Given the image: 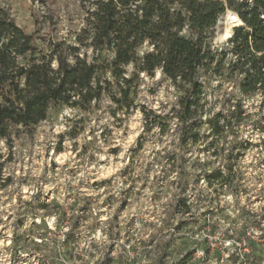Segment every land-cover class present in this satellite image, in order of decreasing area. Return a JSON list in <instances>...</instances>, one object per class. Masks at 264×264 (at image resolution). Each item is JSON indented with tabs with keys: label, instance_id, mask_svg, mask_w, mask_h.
Returning <instances> with one entry per match:
<instances>
[{
	"label": "rangeland",
	"instance_id": "374dc122",
	"mask_svg": "<svg viewBox=\"0 0 264 264\" xmlns=\"http://www.w3.org/2000/svg\"><path fill=\"white\" fill-rule=\"evenodd\" d=\"M200 1L203 12L209 13L220 8L212 0ZM235 1L242 2L243 0ZM0 8L4 9L26 33L38 32L40 38L48 39L51 37L55 40H66L68 44H75V35L83 27L85 18V12L82 10L79 0H0ZM230 13L234 14V18H228ZM226 20L229 23L235 22V13L229 11ZM227 38L228 36H223L220 39L221 42L216 44L213 42L214 47L219 50L233 48L235 42L232 40L225 42ZM39 44L41 43L39 42ZM142 48L144 53L148 51V46ZM110 56L108 53L105 58ZM125 69L127 71V68ZM135 72L136 68L133 65V73ZM227 76L228 73H225L223 77L209 75L202 79L204 94L196 117L202 122L199 125V141L197 143L188 141L186 144H182L180 142L181 125L179 124L176 130L172 132V135L179 133V143L177 144L175 140L171 141L172 150L165 148L150 149L147 153L148 156L155 158L148 160L141 175L137 176L135 181L129 183L127 188L121 189L119 203L111 221L118 222L117 228L123 227L125 229L123 233L124 243L131 247L130 249L123 248L122 252L115 254L117 253V245L115 243L109 244L103 260L97 261L96 264H141L142 259L147 264H264V115L261 114L264 113V96L261 93L254 96L242 94L239 85L242 76L231 78ZM149 79H155V77H149ZM136 82L137 89L133 101L138 106L137 110L141 113L139 108L145 106L155 116H161L168 124L164 132L161 131L159 125H154L150 130H147L142 115L144 132L154 134L158 131L159 143L164 144L163 137L171 131L170 122L177 120L179 108L176 105L182 93L175 89L174 94L177 97L175 102L165 103L164 100L157 101L154 99L151 103H158L159 107L149 108L148 97H156L163 90L165 98H167L171 89L166 86V81L162 80L161 76L155 84L146 89L142 88L141 84L147 85L148 81L144 80L142 76H139ZM225 85L229 86L230 91L225 88ZM145 90L148 95L141 97V92ZM211 97H216V99L213 100ZM140 99L145 102L137 103V100ZM256 99H259V103H252ZM250 103L253 108L252 112H249ZM217 105L220 106V110L216 111L214 115L211 114ZM237 105H241L242 109L236 108ZM63 107L53 108L47 120L54 117L59 121ZM96 109H100L99 103ZM79 110L90 111V109L87 111ZM117 112H124L125 117L134 114V110L126 113L117 110V107L113 108L112 105H108L96 116V124L99 127L94 125L88 131V136L93 139L87 144L80 145L81 155L88 152L89 144L95 141L94 132H100L101 139L112 134V129L106 124H100V121L106 116L116 118ZM65 119L72 120L73 117H65ZM218 119L222 126V132L219 136H213L209 122ZM90 122V117L81 116L70 133L56 132L59 142L54 153L56 159L52 163L53 171L57 168H66L69 163L66 159L61 164L59 159L61 156L67 155L64 149L65 137L70 136L75 139L85 131ZM202 128L205 129L204 132L200 131ZM238 128L243 129V134L236 131ZM37 131L38 128L32 133H26L30 139L34 140ZM21 132H15L17 139H20ZM144 132L136 137L138 143L142 140L148 143ZM229 135L233 137L231 144H228L227 140ZM221 139L225 140L227 147H218ZM202 142L207 143L200 147ZM8 146V162H11L15 159L13 141H8ZM21 147H24L23 142ZM143 148L144 144L141 143L140 149L143 150ZM76 150L77 144H73V154ZM109 151L115 156L118 149L111 148ZM129 151L132 152L134 149L130 148ZM208 153L217 159L204 161L199 159L200 156ZM52 155V146L49 141L43 158L47 161ZM194 157L195 159H193ZM79 158V156L76 157V159ZM90 160L94 162L95 157H90ZM0 161H3L2 152H0ZM28 163H31V160ZM100 163L101 166H104L106 161ZM134 163H136L134 159L129 160V167L121 168L102 179H93L91 189L104 188V191L97 192V196L86 195L81 197L84 202L80 205L79 212H89L97 197H103V202L100 204L102 211L95 215H105L109 205L114 201V197L108 195V187L118 176L122 182L127 183L124 181V177L129 175L130 170L134 171L131 169V165ZM188 165H191L194 171H189L186 167ZM4 166V163H0V179H4ZM156 169H159V176L156 175ZM72 171L74 169L70 170V174ZM217 171H223L226 175L230 174L232 182L221 184L213 181L210 185L207 176ZM47 172L48 166L45 164L40 177L45 186L54 182L45 178ZM172 175H177L178 179L169 182V177ZM12 181L13 178L8 176L5 182L0 185V197L4 195V188L8 187ZM152 182H155L154 190L151 186ZM24 183H27V178H25ZM81 187H84L83 182H81ZM173 190H177L178 195ZM146 192L151 193L150 197L145 196ZM169 192H173L175 203L167 202L166 205H162V202L167 201ZM58 194V187L50 189L47 194L43 191L34 192L32 199L25 201L26 207L23 208V212H35L37 210L46 212L53 205L56 208H61L62 206L55 200ZM133 195L135 199H133ZM229 197L230 199H226ZM68 199L71 197L66 195L65 200ZM19 203L20 199L17 198V204ZM70 207H75V205ZM161 207H164V211L160 213L163 219L160 220L159 230L149 235L147 240L140 238L137 235L136 225H143L140 231L156 228L157 213L160 212ZM169 208L171 214H169ZM4 215H7V220L0 216V244L4 241H10L7 245L8 249L19 244H27L28 240L23 236H17L15 231V228L23 227L27 221V216L20 213L19 210L14 221H12L11 215L7 213ZM148 216H151L152 219L145 220L144 218ZM67 217L68 212L62 211L60 221L63 222ZM121 217H124L127 223H119ZM87 218V216L77 215L74 220V227L83 231L84 221ZM8 221H12L14 226L11 236L7 235ZM111 221L104 220L102 223H110ZM55 223L54 221L53 228L48 229L49 232L58 231L55 228ZM34 224L36 227L45 226L47 219L37 217ZM116 237L120 239L121 233L117 232ZM157 238H161V243H157ZM77 239L81 243L83 242L82 236L75 237L70 230L63 242V253L53 250L52 259L35 258L40 260L41 264H63L60 259L61 256L69 262L83 260V256L78 254L75 248L68 247L70 241L75 243ZM55 242L54 239L53 243ZM40 243L42 240L38 237L37 246ZM129 251L139 253V255H134L131 260L124 261V254ZM34 256V252L21 255L19 250L14 251L11 256V264H28V261Z\"/></svg>",
	"mask_w": 264,
	"mask_h": 264
},
{
	"label": "trees",
	"instance_id": "16d2710c",
	"mask_svg": "<svg viewBox=\"0 0 264 264\" xmlns=\"http://www.w3.org/2000/svg\"><path fill=\"white\" fill-rule=\"evenodd\" d=\"M79 1L85 18L75 35V44L51 37L43 39L38 32L28 34L0 8V138L12 141L9 129L16 125L23 126L17 133L34 132L37 127L32 126L47 120L53 108L66 106L87 111L90 101L96 99L99 103L105 93L117 110H137L133 96L140 72L154 78L158 68H162V80L167 77L182 93L176 116L182 144L199 141L202 122L196 117L205 76H242V94L264 96V0H212L220 8L209 13L202 11L200 0ZM229 11L241 23H229ZM223 14L224 36L235 42L227 50H219L213 44ZM145 45L152 51L141 57L138 50ZM108 53L111 56L105 58ZM69 57L74 64L69 63ZM54 62L56 68L52 67ZM129 63L136 68L132 76L126 75L122 67ZM109 72L119 96L113 91V81L106 79ZM93 78L95 89L91 85ZM84 89L88 91L85 93ZM73 94H80L82 102L73 101ZM139 109L147 130L159 125L165 131L168 124L161 116H155L145 106ZM209 124L213 136H219L220 120ZM207 181L210 185L213 181L230 183L232 177L217 171L209 174Z\"/></svg>",
	"mask_w": 264,
	"mask_h": 264
},
{
	"label": "clouds",
	"instance_id": "9594fccd",
	"mask_svg": "<svg viewBox=\"0 0 264 264\" xmlns=\"http://www.w3.org/2000/svg\"><path fill=\"white\" fill-rule=\"evenodd\" d=\"M236 23L239 24L241 21L236 20ZM147 47V45H145ZM148 51H152L151 48H147ZM138 54L142 57L144 54V49H139ZM114 55V54H113ZM230 59H235L234 57H230ZM69 63H75L74 60L69 57ZM53 68L57 67V64L54 62L52 64ZM122 67L127 68L126 75L131 76L133 73V65L131 63L127 65H123ZM162 68L156 69L155 79H149L148 75L145 72H140V76L143 77L144 80L148 81L147 85L141 84L142 88L151 87L155 84L156 80L160 78V72ZM106 79L113 81V91L117 96L120 95L119 89L116 88L115 81L113 80L111 72L107 74ZM166 80V86L171 89V92L167 94V98H165V93L163 90L160 91L159 95L156 97H148L149 108H158L159 105L152 104V100H164L165 103L169 101L175 102L177 99L175 93V88L172 86L171 80ZM103 83V81H101ZM121 85H123V80H121ZM92 88H96V80L93 78L91 81ZM225 88L229 89L228 85H225ZM85 93L88 89L83 90ZM147 91L141 92V97L147 96ZM73 101H81L80 94H73ZM211 99L215 100L216 97H211ZM82 102V101H81ZM145 102L143 99L137 100V103ZM98 101L96 99H92L90 101V111L83 112L80 111L79 108L71 109L66 106L63 107L59 121H57L54 117L51 120L42 121L37 127L38 131L35 134V138L30 139L26 133V131L21 132L20 139L16 138L15 132L16 130H22V125H16L14 129H9L11 139L15 145V159L11 162H8L9 156V146H8V137L0 138V152L3 153V161L0 163H4L3 169V177L4 179H0V185H2L8 176L13 178L12 183L4 188V195L0 197V216H3L5 220H7L8 215L12 216V221L16 219L18 214V210L23 215L27 216V221L23 225V227L15 228L17 236H23L28 240L27 244H19L12 249H8L7 245L10 241H4L0 244V264H11V256L14 251H20L21 255H27L29 253H35V256L28 261V264H41L40 260H37L35 257H41L44 259H52L53 250L63 253L64 251V240L66 235L71 233L74 234L75 237H83V242L79 239L75 241V243L69 242L68 247L75 248L77 253L83 256V260H72L71 262L67 261L63 256L60 259L63 261V264H96L97 261H102L107 251V246L109 244L115 243L117 245V253L122 252L123 248H129L130 245L124 243L123 233L125 229L123 227L117 228V221H111V217L115 213V208L119 203L120 191L122 188H127L129 183L135 181L137 176H140L142 173V169L144 165L147 164L149 159H154L155 157H149L148 152L150 149H159L165 148L166 150H172L171 141L175 140L177 144L179 143V133L176 135H172V132L176 130V127L179 125L178 120H172L171 131L165 137H163L164 144L159 143V132L157 131L154 134H149L144 132V128L142 126V114L138 110H134V114L125 117L124 112H117V117L113 118L111 116H106L105 119L100 121V124H106L110 129H112V134L100 138V132H94L93 136L96 138L95 141L89 144L88 152L81 155L80 153V145L87 144L93 138L88 136V131L93 128L96 124V116L100 114L108 105H112L113 108L117 107L113 101L108 97L107 93L104 94L102 100L99 101L100 109H96ZM252 103H259V99H256ZM171 107V105H170ZM177 108L180 107L179 104L176 105ZM211 107V105H209ZM220 110V106L217 105L211 114H215L216 111ZM253 108L251 107V103L249 104V112H252ZM264 115V113H261ZM88 116L91 118V122L87 125L85 131L73 139L70 136L65 137V145L64 149L67 153L66 156H61L60 163L63 164L64 160H68L69 163L66 168H57L55 171L52 169V163L55 161V149L56 145L59 142V138L56 136V132H66L70 133L73 129L74 124L77 122L79 117ZM65 117H73L72 120H67ZM120 118H123L122 120ZM207 118V117H205ZM66 125V127H65ZM50 129V131H49ZM201 132H204L205 129H200ZM237 132L243 134V129H236ZM144 132V136L147 138L148 143H145L143 140L139 143L136 141V137L140 136V134ZM42 133V134H41ZM228 144L233 142V137L229 135L227 137ZM43 141V142H41ZM49 141L51 142L53 155L47 160H44V152L48 147ZM23 142L24 147H21V143ZM144 144L143 150L140 149V144ZM202 142L200 147L204 146ZM77 144V150L75 154L72 152V145ZM219 146L227 147L225 144V140L221 139L219 141ZM117 148L118 152L114 156L109 149ZM132 148L134 151L130 152L129 149ZM178 150V149H177ZM79 156V159L76 157ZM95 157L94 162L90 160V157ZM134 159L136 163L131 165V169L134 171H129V175L124 177V183L121 181V178L118 176L113 181L112 185L108 187V195L114 197V201L109 205V208L106 211V214L103 216L95 215L97 212L102 211L100 208V204L103 202V197H97L95 202L93 203L91 210L87 213H80L79 208L80 205L84 202L81 197L86 195L97 196V192H103L104 188H99L97 190L91 189V181L93 179H102L105 176L110 175L116 171H119L121 168L129 167V160ZM195 159V157L193 158ZM199 159L201 161L204 160H216V157L211 156V153L207 155L200 156ZM31 160V163L28 161ZM101 161H106L104 166H101ZM47 164L48 172L45 178L54 181L53 183L45 186L43 184V180L40 179L43 165ZM215 166V165H214ZM189 171H194L191 168V165L186 166ZM70 174V170H73ZM156 175L159 176V169H156ZM25 178H27V183H24ZM178 179L177 175H172L169 177V182L171 180ZM81 182H83L84 187H81ZM167 183V182H166ZM40 185V187H38ZM152 188L155 189V182H152ZM59 190V194L55 197V200L62 206L61 208H56L54 205L49 207L46 212L45 211H35V212H23V208L26 207L25 201L32 199V194L37 191H43L45 194L52 189L57 188ZM177 195L178 191L173 190ZM68 195L71 199L65 200V196ZM151 193L146 192L145 196L150 197ZM17 198L20 199V203L17 204ZM133 199L135 196L133 195ZM226 199H230L226 198ZM143 202V200H142ZM167 202L175 203L173 199V192H169L167 194V201L162 202V205H166ZM51 203V202H50ZM75 207H70L72 205ZM62 211L68 212V217L60 221V214ZM164 211V207L160 208V212L157 213L156 219V228H143L142 224H137V235L147 240L148 236L153 232H157L160 227V220L163 217L160 215ZM169 214H171V209H168ZM255 211V209H253ZM77 215L87 216L88 218L84 221L83 231L79 228L74 227V220ZM37 217L46 218L47 224L45 226L36 227L34 221L37 220ZM145 220L152 219L151 216L145 217ZM104 220L111 221L110 223H102ZM12 221H8L7 224V235L11 236L14 230V226ZM55 223V228L58 231L49 232L48 229L53 228ZM38 223V221H37ZM121 224L127 223L124 217H121L119 221ZM121 233V238L117 239L116 233ZM147 233V234H145ZM41 238L42 243L38 246L36 244L37 238ZM111 237V238H110ZM55 239V243L53 240ZM166 239V237H163ZM133 243H136L133 241ZM157 243H161V238H157ZM139 247V245H137ZM155 246L153 245V248ZM151 250V249H149ZM134 255H139V253H133L131 251L124 254V261H129ZM141 264H147L146 261L141 260Z\"/></svg>",
	"mask_w": 264,
	"mask_h": 264
},
{
	"label": "water",
	"instance_id": "95a60500",
	"mask_svg": "<svg viewBox=\"0 0 264 264\" xmlns=\"http://www.w3.org/2000/svg\"><path fill=\"white\" fill-rule=\"evenodd\" d=\"M226 8H228V5H226ZM224 16V14H223ZM223 16L219 19L218 21V24H217V27H216V34H215V40H214V43H218V42H221V38L225 35L226 33V29H225V25L222 24V19H223ZM226 41H229V40H225ZM224 42V41H223Z\"/></svg>",
	"mask_w": 264,
	"mask_h": 264
},
{
	"label": "bare ground",
	"instance_id": "6f19581e",
	"mask_svg": "<svg viewBox=\"0 0 264 264\" xmlns=\"http://www.w3.org/2000/svg\"><path fill=\"white\" fill-rule=\"evenodd\" d=\"M225 2L227 1V0H224ZM228 10V8L226 9V11ZM225 14V13H224ZM224 17V16H223ZM231 17H233L234 18V14H232V13H230V15L228 16V18H231ZM241 25H244V24H241ZM236 26V25H235ZM234 26H232V28H233ZM232 28H231V30H232ZM230 30V31H231ZM230 31H229V33H230ZM229 35V34H228Z\"/></svg>",
	"mask_w": 264,
	"mask_h": 264
}]
</instances>
